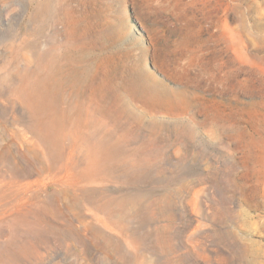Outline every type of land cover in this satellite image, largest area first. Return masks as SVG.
Instances as JSON below:
<instances>
[{
  "label": "rangeland",
  "instance_id": "1",
  "mask_svg": "<svg viewBox=\"0 0 264 264\" xmlns=\"http://www.w3.org/2000/svg\"><path fill=\"white\" fill-rule=\"evenodd\" d=\"M0 264H264V0H0Z\"/></svg>",
  "mask_w": 264,
  "mask_h": 264
}]
</instances>
